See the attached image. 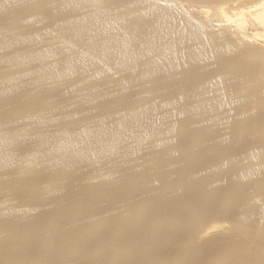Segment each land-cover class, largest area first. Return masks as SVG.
Here are the masks:
<instances>
[{"label":"bare ground","instance_id":"6f19581e","mask_svg":"<svg viewBox=\"0 0 264 264\" xmlns=\"http://www.w3.org/2000/svg\"><path fill=\"white\" fill-rule=\"evenodd\" d=\"M180 1L0 0V264H264V52Z\"/></svg>","mask_w":264,"mask_h":264},{"label":"rangeland","instance_id":"374dc122","mask_svg":"<svg viewBox=\"0 0 264 264\" xmlns=\"http://www.w3.org/2000/svg\"><path fill=\"white\" fill-rule=\"evenodd\" d=\"M159 2L165 3L169 2L171 0H157ZM237 1V2H236ZM185 13L188 12V14L195 19V21L198 22V24H201V26H205L207 29H228L235 32L236 37L238 39L244 40L246 44H248V48L254 50L255 52H264V38L255 37L253 36L254 33L258 31H262L258 26L254 25L253 22L250 20H247L244 25V30H241L239 27L232 25H226L223 14L220 11L221 7H226V11L229 14H232L236 11H240L241 8L245 6H249L250 0H203L202 2H191V1H180L178 2ZM237 3V4H236ZM208 13H206L205 11ZM222 14V15H221ZM253 23V24H251ZM234 29V30H232ZM240 32V33H239ZM242 35V36H241ZM248 37V39H246ZM244 38V39H243ZM244 42V43H245ZM254 48V49H253ZM259 48V49H258ZM262 48V49H261ZM258 49V50H257ZM261 49V50H260Z\"/></svg>","mask_w":264,"mask_h":264}]
</instances>
